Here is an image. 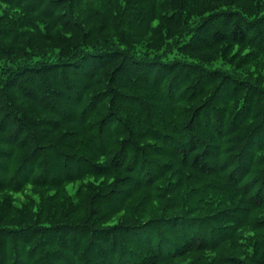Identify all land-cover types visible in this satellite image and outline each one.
I'll return each instance as SVG.
<instances>
[{
    "label": "trees",
    "instance_id": "16d2710c",
    "mask_svg": "<svg viewBox=\"0 0 264 264\" xmlns=\"http://www.w3.org/2000/svg\"><path fill=\"white\" fill-rule=\"evenodd\" d=\"M0 264H264V0H0Z\"/></svg>",
    "mask_w": 264,
    "mask_h": 264
}]
</instances>
